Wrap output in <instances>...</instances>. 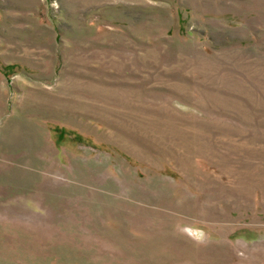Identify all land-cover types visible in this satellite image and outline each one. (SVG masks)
<instances>
[{
    "label": "rangeland",
    "instance_id": "1",
    "mask_svg": "<svg viewBox=\"0 0 264 264\" xmlns=\"http://www.w3.org/2000/svg\"><path fill=\"white\" fill-rule=\"evenodd\" d=\"M0 264H264V0H0Z\"/></svg>",
    "mask_w": 264,
    "mask_h": 264
},
{
    "label": "trees",
    "instance_id": "2",
    "mask_svg": "<svg viewBox=\"0 0 264 264\" xmlns=\"http://www.w3.org/2000/svg\"><path fill=\"white\" fill-rule=\"evenodd\" d=\"M58 134L60 135V134H61V132H58Z\"/></svg>",
    "mask_w": 264,
    "mask_h": 264
},
{
    "label": "bare ground",
    "instance_id": "3",
    "mask_svg": "<svg viewBox=\"0 0 264 264\" xmlns=\"http://www.w3.org/2000/svg\"><path fill=\"white\" fill-rule=\"evenodd\" d=\"M247 183V182H246ZM254 188V187H253Z\"/></svg>",
    "mask_w": 264,
    "mask_h": 264
}]
</instances>
